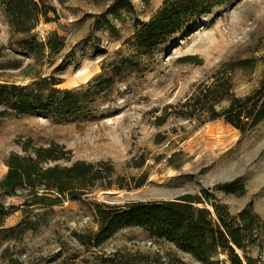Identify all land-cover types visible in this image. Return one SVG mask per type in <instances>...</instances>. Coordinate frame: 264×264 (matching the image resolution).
<instances>
[{"label":"rangeland","instance_id":"obj_1","mask_svg":"<svg viewBox=\"0 0 264 264\" xmlns=\"http://www.w3.org/2000/svg\"><path fill=\"white\" fill-rule=\"evenodd\" d=\"M43 1L55 11L34 32L44 39L55 31L63 45L35 62L14 44L19 37L0 10V82L23 85L36 74L52 76L57 88L86 91L84 106L60 118L17 113L0 103V179L10 153L56 142L69 151L70 161L110 162L129 187L31 206L22 205L25 190L0 191V207L7 211L0 224V264L13 258L23 264H109L107 256L115 251L154 257L160 264H207L139 226L123 224L98 246L80 244L79 235L97 229L98 201L171 199L206 189L231 214L249 208L264 221V119L241 133L221 117L176 113L224 62L251 61L232 72L237 95L264 85V0H205L208 13L192 16L141 68L126 65L107 86L99 85L110 66L135 58L128 36L164 0ZM233 181L235 192L217 187ZM256 243L250 253L264 260V228ZM212 259L211 264H230L221 252Z\"/></svg>","mask_w":264,"mask_h":264},{"label":"trees","instance_id":"obj_2","mask_svg":"<svg viewBox=\"0 0 264 264\" xmlns=\"http://www.w3.org/2000/svg\"><path fill=\"white\" fill-rule=\"evenodd\" d=\"M208 5L205 0H164L155 14L141 22L128 36L131 55L135 58H120L112 64L99 86L109 85L128 64L141 68L142 61L162 48L175 33L186 28L192 16L208 13ZM0 10L10 31L19 37L14 44L35 62H42L46 52H56L63 45L55 31L44 39L38 38L34 32L40 20L49 21L48 13L55 11L43 0H0ZM250 64L249 59L222 63L211 73L209 81L195 87L176 113L196 118L221 117L241 133L252 130L264 119V85L243 95L232 90L233 70ZM58 83L54 77L41 74H36L30 83L23 85L0 82V103L17 113H41L60 118L77 115L84 106L82 96L86 91L60 89L55 87ZM222 101L226 104L217 109L216 105ZM23 151L8 155L7 171L0 179V191L5 195L26 191L22 205H51L65 198L90 196L97 189L129 187L120 181L121 177L116 175L110 162L70 161L69 151L59 143L33 146L31 151L24 146ZM62 160L69 163L62 164ZM233 183L217 187L235 192ZM5 214L7 211L0 207V224ZM94 216L97 229L79 235L80 244L98 246L119 226L126 224L142 227L150 237L164 239L207 264H211L212 257L220 252L227 255L230 264H264V260L253 257L249 250L257 244L264 221L249 208L231 214L226 204L210 199L206 189L171 199L121 204L98 201ZM107 261L109 264H160L154 257L117 251L110 253ZM4 264L23 262L13 258Z\"/></svg>","mask_w":264,"mask_h":264}]
</instances>
